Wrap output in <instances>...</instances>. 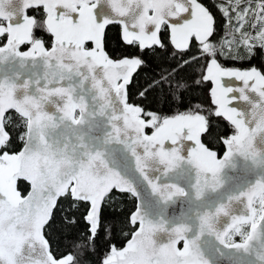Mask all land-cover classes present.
Returning a JSON list of instances; mask_svg holds the SVG:
<instances>
[{
	"label": "snow or ice",
	"instance_id": "obj_1",
	"mask_svg": "<svg viewBox=\"0 0 264 264\" xmlns=\"http://www.w3.org/2000/svg\"><path fill=\"white\" fill-rule=\"evenodd\" d=\"M0 264H264V0H0Z\"/></svg>",
	"mask_w": 264,
	"mask_h": 264
},
{
	"label": "water",
	"instance_id": "obj_2",
	"mask_svg": "<svg viewBox=\"0 0 264 264\" xmlns=\"http://www.w3.org/2000/svg\"><path fill=\"white\" fill-rule=\"evenodd\" d=\"M225 83L226 84H230L233 87L240 86V82L239 81H235L234 79L233 80H229L228 78H225ZM240 106L243 107V103L242 102H241Z\"/></svg>",
	"mask_w": 264,
	"mask_h": 264
},
{
	"label": "trees",
	"instance_id": "obj_3",
	"mask_svg": "<svg viewBox=\"0 0 264 264\" xmlns=\"http://www.w3.org/2000/svg\"><path fill=\"white\" fill-rule=\"evenodd\" d=\"M174 111H175V109H174ZM166 114H171V113H166ZM131 205L129 204V207H130ZM61 247H62V245H61ZM93 259H95V257H93Z\"/></svg>",
	"mask_w": 264,
	"mask_h": 264
}]
</instances>
